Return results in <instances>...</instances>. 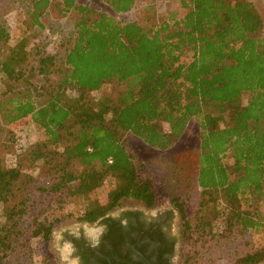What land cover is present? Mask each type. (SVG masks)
I'll return each mask as SVG.
<instances>
[{"label": "trees", "instance_id": "obj_1", "mask_svg": "<svg viewBox=\"0 0 264 264\" xmlns=\"http://www.w3.org/2000/svg\"><path fill=\"white\" fill-rule=\"evenodd\" d=\"M137 10L140 19L128 17ZM107 84L124 88L88 93ZM25 118L44 137L0 165L2 264H52L41 252L67 219L93 223L123 199L153 206L158 182L125 136L169 150L191 121L197 169L180 171L171 198L178 264L264 261V20L253 2L0 0L1 151ZM107 180L104 201L69 210Z\"/></svg>", "mask_w": 264, "mask_h": 264}, {"label": "flooded vegetation", "instance_id": "obj_2", "mask_svg": "<svg viewBox=\"0 0 264 264\" xmlns=\"http://www.w3.org/2000/svg\"><path fill=\"white\" fill-rule=\"evenodd\" d=\"M93 225L65 228L59 239L64 264H178L182 219L173 204L119 205ZM83 225V224H82ZM68 245V250H65ZM264 264V262L259 263Z\"/></svg>", "mask_w": 264, "mask_h": 264}, {"label": "rangeland", "instance_id": "obj_3", "mask_svg": "<svg viewBox=\"0 0 264 264\" xmlns=\"http://www.w3.org/2000/svg\"><path fill=\"white\" fill-rule=\"evenodd\" d=\"M255 4L259 11L263 15L264 20V0H249ZM166 9H169V4H165ZM177 6L175 3L171 5V8L177 11ZM54 12L53 15L57 16ZM179 14V13H178ZM180 15V14H179ZM128 17L139 18V10L133 12ZM10 22L18 34L22 30L17 31V26H22L23 21L22 15L19 12H15L10 16ZM123 89L124 86L117 84H107L100 90H89L88 93L93 99H100L101 97L109 94H116L117 89ZM249 96L244 97V102L246 103ZM164 127L169 130V124L165 123ZM17 140L15 145H12L8 151H1L0 147V165L4 168L12 167L16 162V154L19 152L20 148L27 147L28 145L41 140L44 137V131L40 129L35 123L31 121L30 118H25L18 121L15 124ZM199 134L200 128L196 121H191L184 134L177 142V144L169 150H160L157 148H151L143 140L134 136H125V140L131 146L132 150L139 155V157L146 163L148 169L151 171L154 178L157 180L159 185V199L157 202L167 203L171 202V198L178 192V185L176 184L177 177L180 171H185L187 174L194 175L198 165L199 156ZM1 146V145H0ZM7 171H0V185L6 184L5 174ZM111 181L107 180L106 183L98 188L95 192L89 195V197L76 198L71 202L69 210L75 212L76 215L80 214L84 210L85 206L90 199L97 198L100 201H104L111 187ZM135 202L130 199H123L119 205H127ZM8 205V203H6ZM116 206V207H117ZM115 207V208H116ZM4 205L0 202V223L5 221L3 216ZM114 209V208H113ZM77 218H70L61 223H58L50 236V239L45 244V251L41 252L43 257L45 253L49 255L52 264H64L65 256L63 252H59L62 249L60 247L59 239L62 231L65 228H79L83 226L85 229L92 231L93 225L81 223ZM83 224V225H82ZM59 236V238H57ZM261 243L264 244V238L260 239ZM63 250V249H62ZM40 254V256H41ZM264 262V261H262ZM261 262V263H262ZM0 264H2L0 262Z\"/></svg>", "mask_w": 264, "mask_h": 264}, {"label": "clouds", "instance_id": "obj_4", "mask_svg": "<svg viewBox=\"0 0 264 264\" xmlns=\"http://www.w3.org/2000/svg\"><path fill=\"white\" fill-rule=\"evenodd\" d=\"M57 238H59V236H57ZM65 250H68V245H65Z\"/></svg>", "mask_w": 264, "mask_h": 264}]
</instances>
